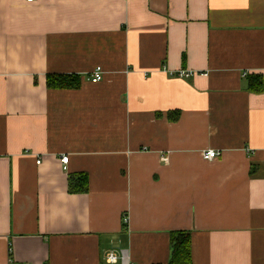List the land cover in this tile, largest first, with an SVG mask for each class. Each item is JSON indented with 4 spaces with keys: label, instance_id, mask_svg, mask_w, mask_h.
Listing matches in <instances>:
<instances>
[{
    "label": "crops",
    "instance_id": "0c3cea01",
    "mask_svg": "<svg viewBox=\"0 0 264 264\" xmlns=\"http://www.w3.org/2000/svg\"><path fill=\"white\" fill-rule=\"evenodd\" d=\"M177 232L264 264V0H0V264H169Z\"/></svg>",
    "mask_w": 264,
    "mask_h": 264
},
{
    "label": "trees",
    "instance_id": "16d2710c",
    "mask_svg": "<svg viewBox=\"0 0 264 264\" xmlns=\"http://www.w3.org/2000/svg\"><path fill=\"white\" fill-rule=\"evenodd\" d=\"M47 85L49 87H74L81 85V79L78 76H53L49 75L47 78ZM71 180V190L76 192L88 190V178L86 175H80L78 178ZM173 242V256L169 264H192L191 260V242L190 235L186 232H177L172 237Z\"/></svg>",
    "mask_w": 264,
    "mask_h": 264
},
{
    "label": "built area",
    "instance_id": "2783aa9c",
    "mask_svg": "<svg viewBox=\"0 0 264 264\" xmlns=\"http://www.w3.org/2000/svg\"><path fill=\"white\" fill-rule=\"evenodd\" d=\"M28 1H33V0H28ZM171 74H174V73L171 72ZM177 75L180 77H188V76H190V72L187 70H179L177 72ZM102 79H103V69L101 66H98L91 73L90 80L93 83H97V82H100ZM220 154L221 153L218 150L208 149V150L203 151L202 156L205 160L210 161V160H213V159L217 158L218 156H220ZM40 162H41V160L39 159L37 161V163H40ZM61 162L63 163V169L67 170V165L69 162V156L68 155L62 156ZM106 258H107V261L112 263V264H132L129 252L127 250H124V249L120 250L119 253H116L114 251L108 252Z\"/></svg>",
    "mask_w": 264,
    "mask_h": 264
}]
</instances>
